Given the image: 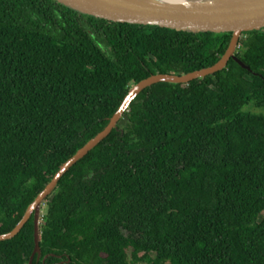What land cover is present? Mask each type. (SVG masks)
Returning a JSON list of instances; mask_svg holds the SVG:
<instances>
[{
  "label": "trees",
  "instance_id": "obj_1",
  "mask_svg": "<svg viewBox=\"0 0 264 264\" xmlns=\"http://www.w3.org/2000/svg\"><path fill=\"white\" fill-rule=\"evenodd\" d=\"M230 40L0 0V235L132 85L211 67ZM237 56L250 71L230 60L136 97L44 203L32 264H264V30ZM33 251L31 218L0 242V264Z\"/></svg>",
  "mask_w": 264,
  "mask_h": 264
},
{
  "label": "water",
  "instance_id": "obj_2",
  "mask_svg": "<svg viewBox=\"0 0 264 264\" xmlns=\"http://www.w3.org/2000/svg\"><path fill=\"white\" fill-rule=\"evenodd\" d=\"M80 15L140 26L166 28L187 33L231 34L225 53L211 67L187 74H155L132 85L116 113L106 127L89 140L69 160L63 163L43 190L27 207L22 219L7 234L0 235V242L15 238L32 218L34 225L33 257L40 259L41 210L46 200L54 193L58 183L79 161L99 146L129 110L132 102L144 90L165 83L173 86L187 85L192 81L204 80L227 68L230 60L242 69L250 71L237 56L239 40L243 34L264 30V0H52Z\"/></svg>",
  "mask_w": 264,
  "mask_h": 264
},
{
  "label": "rangeland",
  "instance_id": "obj_3",
  "mask_svg": "<svg viewBox=\"0 0 264 264\" xmlns=\"http://www.w3.org/2000/svg\"><path fill=\"white\" fill-rule=\"evenodd\" d=\"M45 213V206L42 207V210H41V215L43 216Z\"/></svg>",
  "mask_w": 264,
  "mask_h": 264
},
{
  "label": "clouds",
  "instance_id": "obj_4",
  "mask_svg": "<svg viewBox=\"0 0 264 264\" xmlns=\"http://www.w3.org/2000/svg\"><path fill=\"white\" fill-rule=\"evenodd\" d=\"M238 50H239V45H238Z\"/></svg>",
  "mask_w": 264,
  "mask_h": 264
}]
</instances>
